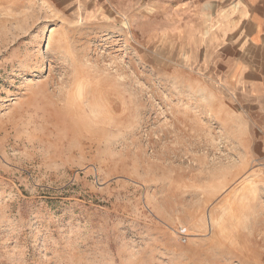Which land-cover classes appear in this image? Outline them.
<instances>
[{
  "label": "rangeland",
  "instance_id": "374dc122",
  "mask_svg": "<svg viewBox=\"0 0 264 264\" xmlns=\"http://www.w3.org/2000/svg\"><path fill=\"white\" fill-rule=\"evenodd\" d=\"M174 33L0 0V264H264L263 152Z\"/></svg>",
  "mask_w": 264,
  "mask_h": 264
},
{
  "label": "crops",
  "instance_id": "0c3cea01",
  "mask_svg": "<svg viewBox=\"0 0 264 264\" xmlns=\"http://www.w3.org/2000/svg\"><path fill=\"white\" fill-rule=\"evenodd\" d=\"M102 1L115 13L165 18L174 23L175 39L206 48L216 64L208 74L218 78L220 71L229 82L241 125L248 128L240 141L261 148L264 162V0Z\"/></svg>",
  "mask_w": 264,
  "mask_h": 264
}]
</instances>
